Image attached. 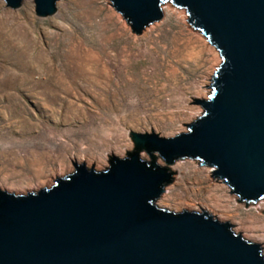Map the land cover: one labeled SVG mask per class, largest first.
<instances>
[{"label":"rangeland","instance_id":"1","mask_svg":"<svg viewBox=\"0 0 264 264\" xmlns=\"http://www.w3.org/2000/svg\"><path fill=\"white\" fill-rule=\"evenodd\" d=\"M161 6L163 17L138 34L111 0H58L56 13L47 17L36 15L34 0H23L18 8L0 0V190L36 192L10 187L72 168L42 188L51 187L75 172L74 163L92 169L86 158L106 157L107 165L94 164V170L105 171L114 157L137 151L132 131L174 137L205 115L194 100H209L214 93L222 54L187 20L186 7L171 0ZM210 47L220 54L218 64ZM137 153L153 162L146 150ZM152 155L173 172L155 200L159 207L206 211L235 225V233L264 251V243L238 231L231 219L205 208H176L203 203L261 228L264 197L241 199L198 158L168 164L159 152Z\"/></svg>","mask_w":264,"mask_h":264},{"label":"water","instance_id":"2","mask_svg":"<svg viewBox=\"0 0 264 264\" xmlns=\"http://www.w3.org/2000/svg\"><path fill=\"white\" fill-rule=\"evenodd\" d=\"M18 8L23 0H5ZM136 33L163 17V0H111ZM222 54L205 115L188 132H131L153 162L114 157L105 171L74 163L68 178L23 195L0 190V264H264L262 244L208 212L161 208L173 172L198 158L243 200L264 197V0H171ZM39 17L58 0H34ZM153 130V129H152Z\"/></svg>","mask_w":264,"mask_h":264},{"label":"bare ground","instance_id":"3","mask_svg":"<svg viewBox=\"0 0 264 264\" xmlns=\"http://www.w3.org/2000/svg\"><path fill=\"white\" fill-rule=\"evenodd\" d=\"M186 14V13H185ZM187 15V14H186ZM187 18V17H186ZM211 51L214 53L215 61L216 64L219 63L220 61V54L219 52L214 48L210 47ZM218 66V65H217ZM69 78V77H68ZM123 153V152H122ZM88 165L92 164H97V167H103L107 165V158L106 157H92V158H86ZM82 162V160H80ZM87 166V165H86ZM88 167V166H87ZM72 168L71 167H61L59 170H56L55 172H52L48 176H46L45 179H38L34 183H28L27 185L21 184L19 186H11V190H15L17 192H28V191H33V190H38L46 185L51 184L54 179L59 176L65 174L67 171H70ZM177 209L181 210L184 208H190V209H196L200 210L202 208H205L209 210L210 212H213L214 214L218 215L221 220H228L231 219L233 222L237 224L236 229L238 231H243L247 236L255 239L258 242L264 243V226L257 227V226H247L243 225L240 221L235 220L231 215L227 214L226 212L221 211L219 208H211L207 206L206 204L203 203H196V202H182L178 203L176 206ZM262 232V233H260Z\"/></svg>","mask_w":264,"mask_h":264},{"label":"trees","instance_id":"4","mask_svg":"<svg viewBox=\"0 0 264 264\" xmlns=\"http://www.w3.org/2000/svg\"><path fill=\"white\" fill-rule=\"evenodd\" d=\"M137 151H140V150H146L145 148L141 147V146H137Z\"/></svg>","mask_w":264,"mask_h":264}]
</instances>
